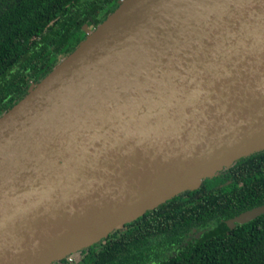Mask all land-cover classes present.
Masks as SVG:
<instances>
[{
	"label": "water",
	"instance_id": "obj_1",
	"mask_svg": "<svg viewBox=\"0 0 264 264\" xmlns=\"http://www.w3.org/2000/svg\"><path fill=\"white\" fill-rule=\"evenodd\" d=\"M262 149L264 0H120L0 115V264L80 254Z\"/></svg>",
	"mask_w": 264,
	"mask_h": 264
},
{
	"label": "trees",
	"instance_id": "obj_2",
	"mask_svg": "<svg viewBox=\"0 0 264 264\" xmlns=\"http://www.w3.org/2000/svg\"><path fill=\"white\" fill-rule=\"evenodd\" d=\"M119 1L0 0V115L86 37L84 26L94 29ZM261 204L264 149L112 230L81 249L77 263L264 264V212L227 224ZM193 228L199 235L184 242Z\"/></svg>",
	"mask_w": 264,
	"mask_h": 264
},
{
	"label": "flooded vegetation",
	"instance_id": "obj_3",
	"mask_svg": "<svg viewBox=\"0 0 264 264\" xmlns=\"http://www.w3.org/2000/svg\"><path fill=\"white\" fill-rule=\"evenodd\" d=\"M84 29L86 30V32L89 30V29H91V28H89V27H87V26H84ZM231 181V179H227V181H226V183H228V182H230ZM216 184V183H215ZM214 184V185H215ZM219 184H223V182H220L219 181ZM199 232L200 231H196V229L195 228H193L190 232H188V234H187V237L185 238V240H184V242H186V240H189L190 238H192L193 236H198L199 235ZM170 251H173V250H170ZM80 262V259H78V260H74V259H72L71 261H69L68 260V256L67 257H64V258H62V259H60V260H54V261H52L51 263L52 264H68V263H71V264H78V263ZM50 264V263H49Z\"/></svg>",
	"mask_w": 264,
	"mask_h": 264
},
{
	"label": "built area",
	"instance_id": "obj_4",
	"mask_svg": "<svg viewBox=\"0 0 264 264\" xmlns=\"http://www.w3.org/2000/svg\"><path fill=\"white\" fill-rule=\"evenodd\" d=\"M79 257H80L79 254H77V253H72V254L68 255V260H69V261H71L72 259H74V260H78Z\"/></svg>",
	"mask_w": 264,
	"mask_h": 264
},
{
	"label": "rangeland",
	"instance_id": "obj_5",
	"mask_svg": "<svg viewBox=\"0 0 264 264\" xmlns=\"http://www.w3.org/2000/svg\"><path fill=\"white\" fill-rule=\"evenodd\" d=\"M50 264H52V263H50ZM68 264H71V263H68Z\"/></svg>",
	"mask_w": 264,
	"mask_h": 264
}]
</instances>
